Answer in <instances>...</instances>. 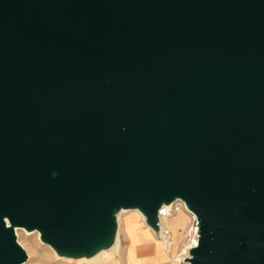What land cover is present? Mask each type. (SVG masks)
<instances>
[{
	"label": "water",
	"instance_id": "obj_1",
	"mask_svg": "<svg viewBox=\"0 0 264 264\" xmlns=\"http://www.w3.org/2000/svg\"><path fill=\"white\" fill-rule=\"evenodd\" d=\"M178 199L191 264H264V0H0V264Z\"/></svg>",
	"mask_w": 264,
	"mask_h": 264
},
{
	"label": "rangeland",
	"instance_id": "obj_2",
	"mask_svg": "<svg viewBox=\"0 0 264 264\" xmlns=\"http://www.w3.org/2000/svg\"><path fill=\"white\" fill-rule=\"evenodd\" d=\"M141 217L142 216L140 213L130 211L128 214L123 215V217L120 219V249L124 244L122 240L123 231L127 234V236H129V238H131L132 241L139 240L140 236L143 235H153L152 232H150V230L146 227L143 217ZM191 221V216L184 211L179 212L174 217L165 220V223H167L169 229L172 232L170 240L172 247L170 246L169 249L172 252L171 254L174 255L173 258L177 261V263L178 261H181V264H188L187 261H183L187 255L190 254L186 251L187 245L185 241V233L190 226ZM18 229L19 237H17V241L21 244L29 256L26 264H82L80 262L69 263L57 258L55 250L41 240L39 232L28 231L25 228ZM130 250H133V244L129 251ZM112 262L115 263V259Z\"/></svg>",
	"mask_w": 264,
	"mask_h": 264
},
{
	"label": "crops",
	"instance_id": "obj_3",
	"mask_svg": "<svg viewBox=\"0 0 264 264\" xmlns=\"http://www.w3.org/2000/svg\"><path fill=\"white\" fill-rule=\"evenodd\" d=\"M165 225L169 228L167 223ZM123 245L119 254L115 257V263L112 261L102 264H181L173 258L166 242H162L157 233L152 236H140L139 240L132 241L123 231ZM138 241V242H137ZM133 242V243H132ZM133 244V250L130 247ZM120 255V256H119Z\"/></svg>",
	"mask_w": 264,
	"mask_h": 264
},
{
	"label": "bare ground",
	"instance_id": "obj_4",
	"mask_svg": "<svg viewBox=\"0 0 264 264\" xmlns=\"http://www.w3.org/2000/svg\"><path fill=\"white\" fill-rule=\"evenodd\" d=\"M172 203L164 204V205H167V207L168 206L170 207L172 205ZM130 211H135V212L140 213V215L144 219L146 227L154 235V232H155L154 229L151 226L147 225L146 217L143 215V213L139 209L121 208V209L117 210L115 213V231H114L113 235L108 240L104 241L101 245H99L96 249H94L90 253L67 254V253H60L54 249L56 254H57V258L64 260V261H67L69 263L80 262L82 264H102L104 262H108L110 258H111L110 261L114 260L115 257L117 256V254H119V252H120V239H121L120 233H119L120 219L123 217V215L128 214ZM191 214L196 218V215L194 213L191 212ZM7 225H8V228L11 227L9 222H7ZM18 230H19L18 227L14 228L16 238L19 237ZM18 244L21 246V244L19 242H18ZM166 245L168 246V249L170 246L172 247L171 241H167ZM190 258H191L190 254H188L187 257L185 258V261H187L188 264H191L189 261ZM23 264H26V262Z\"/></svg>",
	"mask_w": 264,
	"mask_h": 264
},
{
	"label": "built area",
	"instance_id": "obj_5",
	"mask_svg": "<svg viewBox=\"0 0 264 264\" xmlns=\"http://www.w3.org/2000/svg\"><path fill=\"white\" fill-rule=\"evenodd\" d=\"M186 212L188 213L191 218V224L188 227L186 233H185V241L187 245L186 251L190 253V251L198 246L199 240H200V226L199 222L197 220V217H193L191 214L190 210L186 206V203L178 199L172 203V205L167 207V205H163L159 211H158V217H159V228L158 230H154L159 239L162 242H167L171 240L172 232L171 230L165 225V220L171 217H174L177 215L179 212ZM185 262V260L183 261Z\"/></svg>",
	"mask_w": 264,
	"mask_h": 264
}]
</instances>
